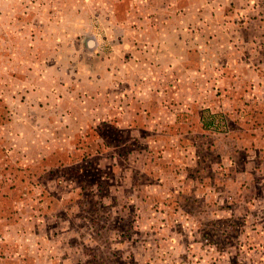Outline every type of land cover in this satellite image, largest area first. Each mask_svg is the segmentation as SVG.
Wrapping results in <instances>:
<instances>
[{
  "label": "rangeland",
  "instance_id": "374dc122",
  "mask_svg": "<svg viewBox=\"0 0 264 264\" xmlns=\"http://www.w3.org/2000/svg\"><path fill=\"white\" fill-rule=\"evenodd\" d=\"M39 1L109 72L0 97V264H264V0Z\"/></svg>",
  "mask_w": 264,
  "mask_h": 264
},
{
  "label": "crops",
  "instance_id": "0c3cea01",
  "mask_svg": "<svg viewBox=\"0 0 264 264\" xmlns=\"http://www.w3.org/2000/svg\"><path fill=\"white\" fill-rule=\"evenodd\" d=\"M63 26L61 21L57 31H61V39L55 45L57 28L47 1L43 4L39 0H0V97L6 98L9 86L14 85V99L16 106H20H15V111L27 110L34 102L32 99L37 103L40 99L44 106L52 96L55 101H63L58 92L70 90L68 85L91 86L96 77L107 76L108 67L103 71L98 67H103V58L107 60V55L97 54L99 38L91 44L93 51H88L92 56L88 64L77 60L79 55L74 52L71 63L69 36Z\"/></svg>",
  "mask_w": 264,
  "mask_h": 264
}]
</instances>
